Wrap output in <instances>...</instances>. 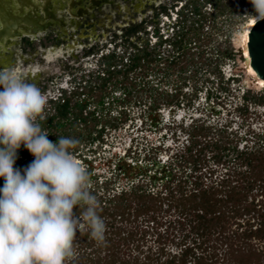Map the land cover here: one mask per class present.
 Segmentation results:
<instances>
[{"label": "trees", "instance_id": "obj_1", "mask_svg": "<svg viewBox=\"0 0 264 264\" xmlns=\"http://www.w3.org/2000/svg\"><path fill=\"white\" fill-rule=\"evenodd\" d=\"M196 35L197 39L201 38L200 34ZM179 40L175 44L181 49L183 38ZM191 48L186 47L184 54ZM197 53L200 60L195 61L191 53L182 71L186 72L190 64L205 62L206 49ZM147 55L150 53L146 52L143 59ZM224 57V49L218 48L215 67L208 70L219 73L220 88L227 91L230 82L238 81L239 76L225 77L218 61ZM137 59L140 57H133V67L140 64ZM165 61L169 63L168 59ZM200 69L201 66L197 67L195 74ZM115 71V67L110 69V75ZM119 72H123V80L128 79V69ZM104 79L106 84L107 78ZM254 79L260 81L256 75ZM121 82L122 86L127 83ZM144 86L153 89L148 102L151 112L162 104L155 93H166L168 105L182 102V84L171 92L161 82L146 81ZM99 89L95 101L101 110L108 112L117 105L120 111L116 115L95 110L86 114L87 104H81L79 99L78 123L76 118H71L75 106L71 104V97H67L58 103L55 113L41 121L42 128L48 129V139L56 142L60 136L73 137L80 141L76 146L80 149L96 141L104 142L107 129H116L126 121L132 89L125 88L109 103L106 98L110 91L107 87ZM242 99L237 109L243 114L249 113L250 105H264V95L251 89L244 91ZM159 124L160 121L154 122ZM182 127L188 143L170 157L163 171L157 172L153 167L160 164L157 155L148 154L152 168L129 188L110 191L107 183L105 190L100 191L97 183L91 184L93 194L100 201L99 214L106 223V243L94 241L85 227L77 232L74 241L77 256L69 264H264V127L251 126L242 134L238 129L233 130L230 123L217 128L205 119ZM161 144L159 147L165 143ZM22 156L24 159L14 164L21 172L35 159L25 147ZM3 184L0 178V188ZM74 211L80 215L83 209L77 206Z\"/></svg>", "mask_w": 264, "mask_h": 264}, {"label": "rangeland", "instance_id": "obj_2", "mask_svg": "<svg viewBox=\"0 0 264 264\" xmlns=\"http://www.w3.org/2000/svg\"><path fill=\"white\" fill-rule=\"evenodd\" d=\"M149 1L161 2L160 5L170 8L177 4L176 9L173 8L176 13L169 15L161 11L162 13L155 21L153 20L155 18L154 8H151L153 6L146 5L145 10L137 14L132 12L129 16L125 15L127 18L131 17L138 27L136 31L130 33V40L123 37L127 33L125 30L115 26L116 23L124 25L122 14L114 18L116 20L112 24L114 29L106 30L103 36L100 35L102 30L99 28L91 29L87 35L88 38L82 34L79 44L85 45V48H79V53L76 54L79 56V70L72 71V68L65 65L68 59L70 61L71 56L60 53L59 49L55 51L48 49V53H44V47L55 44L51 33L48 37L42 35L32 43L19 40L14 48L21 56L16 57L17 60L11 67L24 76L30 68L35 71L32 72L38 74L35 77V83L32 82L34 78L31 81L28 76L25 78L41 90L47 103L63 93L68 94L73 87L77 88L81 104H87L86 114L95 110L97 113L114 116L120 111L115 104L110 112L106 109L101 110L102 108L95 101V95L100 87H107L110 91L109 98H106L108 103L113 97L121 95L125 88L132 89L133 95L127 104L129 118L118 128L107 129L104 134L105 142L109 144V156H113V153L118 154L117 149L120 147L124 149L130 134L140 135L139 138H144H138L142 143L154 142L156 145L159 142L165 143L164 146L159 147V145L158 147L159 153L167 160V163L172 155L188 143V135L182 126H188L195 120L205 119L217 128L230 123L233 130L238 129L242 134L247 133L251 126L254 129L264 127V105H250L249 113L246 114L237 109L243 102L242 97L245 90L251 89L258 95H264V80L255 74L248 62L247 44L250 30L254 25L251 15L256 14L249 0ZM160 5L157 7H161ZM156 25L162 37L155 36ZM196 34H200L201 38L197 39ZM180 38H183L181 49L175 44L176 41H180ZM161 39L162 43H160ZM147 43L150 45L144 49L143 46ZM64 44L68 43L64 42ZM136 44L141 48L136 49ZM195 44L200 46L196 47ZM188 46L192 48L184 54ZM218 48L224 49L226 53V57L218 59L225 76H239L238 81L230 82L227 91H222L220 88L219 73L210 72L217 62L215 57ZM200 49H206L205 62L190 64L186 72L182 71L181 67L187 64L191 53H194L195 61L200 60L197 53ZM145 52L150 55L143 59ZM18 53L15 54L18 55ZM211 53L215 55L212 57ZM60 55L62 58H59ZM132 56L140 57L137 59V63L140 64L133 67ZM109 59L116 64V71L111 75L103 70V66L109 65ZM166 59L169 63H166ZM208 60H212L213 63L210 65ZM200 66L201 69L195 74L196 68ZM47 69H49L48 74ZM120 69H128L127 80H123L124 75L123 72H119ZM254 75L260 81L255 80ZM104 78H107L106 84ZM121 81H126V85L122 86ZM146 81L161 82L162 87L168 89L169 92L174 91L178 84H182L184 95L180 97L182 102L168 105L165 101L169 100L166 93H155L157 101L162 104L156 111L151 112L148 102L152 99L150 93L153 89H149V85L144 86ZM216 95H219L218 98ZM49 107H45L44 117L47 112H54V108L50 111ZM80 110L81 108L77 107L75 112L79 113ZM155 121H160V124L154 125ZM142 129L144 130L141 131ZM97 143L94 145L96 148ZM87 149L84 148V151ZM129 171L130 169L127 172Z\"/></svg>", "mask_w": 264, "mask_h": 264}, {"label": "clouds", "instance_id": "obj_3", "mask_svg": "<svg viewBox=\"0 0 264 264\" xmlns=\"http://www.w3.org/2000/svg\"><path fill=\"white\" fill-rule=\"evenodd\" d=\"M249 2L253 23L264 20V0ZM46 103L15 68L0 69V264H69L77 256V232L85 227L94 241L106 243L91 173L73 153L80 141L48 139L41 125ZM21 145L35 157L23 172L14 168Z\"/></svg>", "mask_w": 264, "mask_h": 264}, {"label": "flooded vegetation", "instance_id": "obj_4", "mask_svg": "<svg viewBox=\"0 0 264 264\" xmlns=\"http://www.w3.org/2000/svg\"><path fill=\"white\" fill-rule=\"evenodd\" d=\"M160 4L161 2L157 3L156 1L155 3V1L150 2L149 0H0V8L3 9L2 15L4 16V21L9 25L15 24L17 31H19L11 40L7 41L4 38L0 42V69L11 67L16 62V57L21 56L14 48L18 45L19 40L21 42L32 43L33 40L39 39L42 35H47L48 37L51 33L55 44L44 47V53L47 54L48 49H52L53 51L59 49L60 53L71 56L70 61L68 59L65 65L72 68V71L79 70V56L76 54L79 53V48H85V45L79 44L82 34L88 38L87 35L91 32V29L99 28L102 30L100 35L103 36L106 30L114 29L112 26L113 22L116 21L114 18L120 17L119 15L122 14L124 25L116 23L115 26L125 30L127 33L123 37L130 40V33L136 31L138 27L131 17L127 18L125 15L129 16L132 12L137 14L139 11L145 10L146 5L153 6L151 8H154L155 18L153 20L155 21L162 12H166L169 15L176 13L175 7L177 4L172 5L171 8ZM159 5L161 7H157ZM156 30L160 32L157 25L154 28V33ZM159 35L162 37L161 34ZM64 42L68 44L63 45ZM162 42L163 40L161 39L160 43ZM60 45H63V47L59 48ZM149 45L150 43H147L143 48L146 49ZM135 46L136 49L141 48L137 44ZM15 53H18V55ZM59 58H62V55ZM131 58L133 59V56ZM108 62V66H103V70L106 73H109L110 69L116 68L114 61L109 59ZM26 72L25 76H28L30 81L38 75L36 73L34 75L32 72L35 71H32L31 68ZM46 72L48 74L49 69ZM34 79H32V82L35 83L36 79ZM67 97H71V104L75 106L73 113H71V118H76L79 123V113L75 112V109L79 107V91L75 87L68 94L63 93L60 97L51 99L46 106H50V111L54 108V112H47L44 118L55 113L58 103ZM139 136H132L130 134L127 137V145L124 149L122 150L120 147L117 149L119 153H113V156L108 155L109 144L105 142V139L104 142H95H98L97 148L96 146L94 147L95 143H93L90 147L88 145V147L81 146L80 149L75 148L73 149V153L91 173V181L92 183H97L100 191L105 190V184L107 183L110 185V191H116L122 187L129 188V185L142 179L149 167L152 168V164H149L147 160L148 154H156L157 159L160 160V164L157 163L156 166H153L157 172L163 171L167 161L159 153L158 146L162 145V142H159L157 145L154 142L142 143L139 139L143 137L139 138ZM84 148L88 149L84 151ZM23 149L24 146L21 145L17 151L16 162L24 159L25 156H22ZM97 162L100 164L98 165Z\"/></svg>", "mask_w": 264, "mask_h": 264}, {"label": "water", "instance_id": "obj_5", "mask_svg": "<svg viewBox=\"0 0 264 264\" xmlns=\"http://www.w3.org/2000/svg\"><path fill=\"white\" fill-rule=\"evenodd\" d=\"M2 12L3 9L0 8V42H2L4 38L8 39V41L11 40V38L15 37L19 32L15 24L9 25L4 21ZM247 45L249 51V64L255 74L264 79V20H259L252 26Z\"/></svg>", "mask_w": 264, "mask_h": 264}, {"label": "crops", "instance_id": "obj_6", "mask_svg": "<svg viewBox=\"0 0 264 264\" xmlns=\"http://www.w3.org/2000/svg\"><path fill=\"white\" fill-rule=\"evenodd\" d=\"M157 30H158V29H157ZM157 30H156V32L154 33V34H155V36L159 35V33H160V32H159V31H157ZM132 43H134V42H132Z\"/></svg>", "mask_w": 264, "mask_h": 264}, {"label": "bare ground", "instance_id": "obj_7", "mask_svg": "<svg viewBox=\"0 0 264 264\" xmlns=\"http://www.w3.org/2000/svg\"><path fill=\"white\" fill-rule=\"evenodd\" d=\"M7 41H8V39H7ZM248 62H249V55H248Z\"/></svg>", "mask_w": 264, "mask_h": 264}]
</instances>
